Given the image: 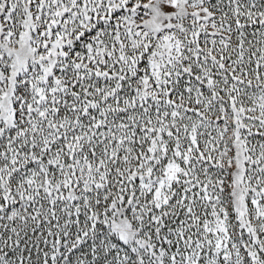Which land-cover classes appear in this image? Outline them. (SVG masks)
<instances>
[{
  "label": "snow or ice",
  "instance_id": "6c2138e0",
  "mask_svg": "<svg viewBox=\"0 0 264 264\" xmlns=\"http://www.w3.org/2000/svg\"><path fill=\"white\" fill-rule=\"evenodd\" d=\"M0 264H264V0H0Z\"/></svg>",
  "mask_w": 264,
  "mask_h": 264
}]
</instances>
